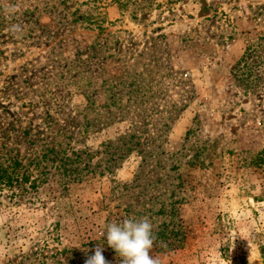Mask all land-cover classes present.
Wrapping results in <instances>:
<instances>
[{
  "label": "rangeland",
  "instance_id": "obj_1",
  "mask_svg": "<svg viewBox=\"0 0 264 264\" xmlns=\"http://www.w3.org/2000/svg\"><path fill=\"white\" fill-rule=\"evenodd\" d=\"M1 175L0 264H264V0H0Z\"/></svg>",
  "mask_w": 264,
  "mask_h": 264
},
{
  "label": "clouds",
  "instance_id": "obj_2",
  "mask_svg": "<svg viewBox=\"0 0 264 264\" xmlns=\"http://www.w3.org/2000/svg\"><path fill=\"white\" fill-rule=\"evenodd\" d=\"M16 30L18 26H13V31ZM105 228L107 244L122 258L121 264H161L159 257L150 254L156 236L154 225L148 216L108 223ZM85 264H107L103 248L98 246L94 254L85 260Z\"/></svg>",
  "mask_w": 264,
  "mask_h": 264
},
{
  "label": "trees",
  "instance_id": "obj_3",
  "mask_svg": "<svg viewBox=\"0 0 264 264\" xmlns=\"http://www.w3.org/2000/svg\"><path fill=\"white\" fill-rule=\"evenodd\" d=\"M69 162H71V161H69L68 159H66L64 165H67ZM72 164H73V163H70L69 165H72ZM69 165H68V167H69ZM1 178H3L2 175L0 176V179H1ZM4 178H5V177H4ZM8 179L11 181L12 178L8 176ZM17 180H18V179H17ZM22 181H23V179H22ZM17 182L19 183V180H18ZM8 184H10V182H8Z\"/></svg>",
  "mask_w": 264,
  "mask_h": 264
}]
</instances>
